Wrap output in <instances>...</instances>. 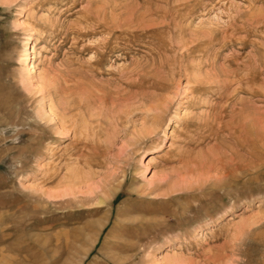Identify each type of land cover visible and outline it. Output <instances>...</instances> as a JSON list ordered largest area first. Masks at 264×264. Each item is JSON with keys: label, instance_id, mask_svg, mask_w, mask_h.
Returning a JSON list of instances; mask_svg holds the SVG:
<instances>
[{"label": "rangeland", "instance_id": "obj_1", "mask_svg": "<svg viewBox=\"0 0 264 264\" xmlns=\"http://www.w3.org/2000/svg\"><path fill=\"white\" fill-rule=\"evenodd\" d=\"M0 264H264V0H0Z\"/></svg>", "mask_w": 264, "mask_h": 264}, {"label": "bare ground", "instance_id": "obj_2", "mask_svg": "<svg viewBox=\"0 0 264 264\" xmlns=\"http://www.w3.org/2000/svg\"><path fill=\"white\" fill-rule=\"evenodd\" d=\"M108 14H109V13H108ZM68 108H69V107H68ZM159 111H160V110H159ZM64 123H65V122H64ZM73 132H74V131H73ZM95 198H96V197H95ZM100 226H101V225H100ZM100 226H99V227H100ZM90 239H91V238H90Z\"/></svg>", "mask_w": 264, "mask_h": 264}]
</instances>
